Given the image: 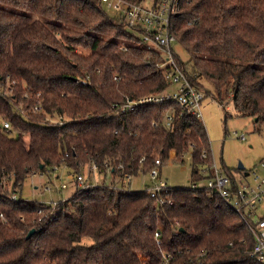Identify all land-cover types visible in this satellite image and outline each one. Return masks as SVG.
<instances>
[{
    "label": "trees",
    "instance_id": "trees-1",
    "mask_svg": "<svg viewBox=\"0 0 264 264\" xmlns=\"http://www.w3.org/2000/svg\"><path fill=\"white\" fill-rule=\"evenodd\" d=\"M170 28L192 82L210 80L264 131V0H179ZM140 39L101 0H0V264H260L242 215L193 187L214 173L203 121L176 105L163 124L169 103L112 106L169 88L160 49ZM172 150L176 162L191 153L190 186L157 197L156 183L130 188L128 175L149 173L157 157L163 168ZM62 165L88 166V182L96 165L105 179L54 209L17 196L28 177Z\"/></svg>",
    "mask_w": 264,
    "mask_h": 264
},
{
    "label": "built area",
    "instance_id": "built-area-1",
    "mask_svg": "<svg viewBox=\"0 0 264 264\" xmlns=\"http://www.w3.org/2000/svg\"><path fill=\"white\" fill-rule=\"evenodd\" d=\"M103 6L107 7L112 13L121 15L128 22V26L139 37L141 42L147 47H156L160 49L164 59L161 68L164 69V75L169 84V88L161 93L147 94L137 98H128L124 102H116L112 104L118 111L124 113L135 110L140 105L145 104H164L169 103L171 106L167 109L163 124L171 125L174 116V106L182 108V115H189L199 118L203 121L202 103L207 96V90L204 85H198L192 82L190 76L186 73L184 68L178 63L174 54L175 36L171 32L172 15L179 10V0H161L158 3L153 1L152 6H148L144 2L132 3L127 0H101ZM142 28V31H139ZM124 48V47H121ZM115 78H118L116 76ZM86 80V79H85ZM84 80V82H86ZM172 86H177L174 91H170ZM2 92V89H0ZM3 93V92H2ZM40 105H35L34 110H41ZM22 113L25 110L20 107ZM62 120H57L61 122ZM3 126L11 130L10 121L1 120ZM162 122L154 120L152 125L158 127ZM188 127L186 132H190ZM203 156H207L204 152ZM214 157V156H213ZM176 158V151L170 152L169 162ZM145 158H142L143 161ZM162 159L157 157L155 159L154 167L149 171L153 179H156L162 174ZM123 169V165L119 166ZM57 169V168H56ZM93 174L98 171L96 165L92 168ZM214 173L208 179L207 187L217 190L222 197L234 207L243 217L249 230L254 238V247L250 251V256L258 263L264 264V215H259L258 210L264 201V158L252 169H244L240 172H234L233 175L225 172V169L220 168L215 159L213 161ZM248 174H245V172ZM104 174V173H102ZM87 176L82 172L76 173L74 182L76 186L88 188L94 184H89ZM132 176H127V182L130 183ZM195 182L193 187H198ZM65 183L62 188H67ZM169 183L162 179L150 188L151 196L157 197L159 193L168 189ZM15 198L16 195H11ZM160 202H164L160 200ZM57 203H53V209Z\"/></svg>",
    "mask_w": 264,
    "mask_h": 264
},
{
    "label": "rangeland",
    "instance_id": "rangeland-1",
    "mask_svg": "<svg viewBox=\"0 0 264 264\" xmlns=\"http://www.w3.org/2000/svg\"><path fill=\"white\" fill-rule=\"evenodd\" d=\"M144 2V1H143ZM148 6L153 5V0H145ZM105 10L112 12L105 7ZM201 84L207 90V96L202 103L203 123L206 127L210 146L214 159L220 168H228L236 172L239 163L242 162L246 169L255 168L259 161L264 158V131L263 126L255 124L252 117L239 116L236 114L231 96L224 97L220 102L214 84L203 79ZM177 86H172L170 91H174ZM261 129L260 131H258ZM27 138V136H26ZM89 168L85 166L83 174L88 175ZM192 160L191 153L185 154L184 162L170 161L162 168V180L169 183L172 187H188L192 178ZM76 173L67 166L62 165L47 173H36L28 177L23 185L17 189V196L24 199L36 200L53 204L60 200L70 197L76 191L74 179ZM105 175L95 172L89 184L98 185L103 182ZM108 183H112V178H106ZM158 180L151 178L149 173H140L132 176L130 188L139 190L159 183ZM67 188H62L63 184ZM128 183V182H127ZM199 187H206L208 179L197 182ZM259 215H264V201L259 210Z\"/></svg>",
    "mask_w": 264,
    "mask_h": 264
},
{
    "label": "water",
    "instance_id": "water-1",
    "mask_svg": "<svg viewBox=\"0 0 264 264\" xmlns=\"http://www.w3.org/2000/svg\"><path fill=\"white\" fill-rule=\"evenodd\" d=\"M238 169H240V170H244L245 169V166H244V164L242 162L239 163ZM245 174H248V172L246 171ZM34 232H35V229H32L29 232L27 237H30Z\"/></svg>",
    "mask_w": 264,
    "mask_h": 264
},
{
    "label": "crops",
    "instance_id": "crops-1",
    "mask_svg": "<svg viewBox=\"0 0 264 264\" xmlns=\"http://www.w3.org/2000/svg\"><path fill=\"white\" fill-rule=\"evenodd\" d=\"M94 176V175H93Z\"/></svg>",
    "mask_w": 264,
    "mask_h": 264
}]
</instances>
